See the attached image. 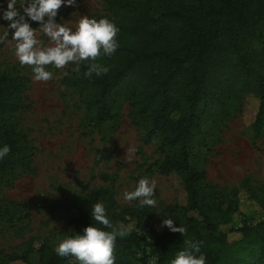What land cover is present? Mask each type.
Returning <instances> with one entry per match:
<instances>
[{"label": "trees", "instance_id": "16d2710c", "mask_svg": "<svg viewBox=\"0 0 264 264\" xmlns=\"http://www.w3.org/2000/svg\"><path fill=\"white\" fill-rule=\"evenodd\" d=\"M101 17L119 29V48L96 61L110 71L87 78L83 73L90 61H85L80 72L72 71L64 82L79 91L92 121L116 120L127 103L129 114L148 124L143 141H160L164 158L159 172L177 174L188 196L180 221L164 218L185 227V236L166 226L157 232L143 221L146 210L139 216L129 209L123 213L106 209L116 226L128 222L126 212L137 217V228L116 239L115 264H132L135 259L149 264L150 256L156 258L155 264H170L185 239L201 242L206 264H264V220L230 227L236 209L231 193L205 182L207 173L193 166L190 148L205 122L228 117L236 103L242 107L248 94L259 98L253 130L256 134L263 130L264 0H108L106 13L97 20ZM27 88L26 77L15 68L0 72V148L10 147L0 159V182L17 168L34 171V145L20 124V115L31 107ZM91 213L84 210L71 220L74 229L69 235L96 224ZM39 251L38 263L25 252L5 254L0 264L19 259L28 264H79L74 257L58 256L48 242Z\"/></svg>", "mask_w": 264, "mask_h": 264}, {"label": "rangeland", "instance_id": "374dc122", "mask_svg": "<svg viewBox=\"0 0 264 264\" xmlns=\"http://www.w3.org/2000/svg\"><path fill=\"white\" fill-rule=\"evenodd\" d=\"M22 2L17 0L16 5L21 14ZM107 2L75 0L73 6H62L55 19L74 28L81 16L97 19L105 14ZM7 4L8 0H0V36L9 33L0 43V72L15 68V73L26 77L31 107L20 115V124L34 145V171L17 168L14 175L0 182V258L26 252L32 263H38L42 244L48 242L55 248L74 229L71 220L84 210L92 211L94 198L105 209L120 213L129 209L140 216L146 210L142 219L157 232L166 217L180 221L187 192L177 174L159 172L164 155L158 149L159 140L143 141L147 122L132 117L127 103L116 120L98 123L87 118L79 91L64 82L63 73H72V63L63 69L50 65L47 70L53 78L35 81L31 67L22 66L14 54V30L8 28L10 21L2 18ZM25 18L37 28V37L48 43L39 31V22ZM242 102L240 109L238 103L233 106L228 117L205 122L190 141L192 164L206 171L205 182L233 197L236 209L230 227L264 220V126L260 134L252 127L259 98L248 94ZM142 177L156 182L154 207L141 208L139 200L124 199V193L134 191ZM125 214V226L136 229L137 217ZM142 232L153 238L150 232ZM148 262L155 264L156 258L150 256ZM9 264L28 263L19 259ZM132 264L141 262L135 259Z\"/></svg>", "mask_w": 264, "mask_h": 264}, {"label": "clouds", "instance_id": "9594fccd", "mask_svg": "<svg viewBox=\"0 0 264 264\" xmlns=\"http://www.w3.org/2000/svg\"><path fill=\"white\" fill-rule=\"evenodd\" d=\"M74 4L75 0H23L19 5L23 9L21 14L16 7L17 0H8L2 18L10 21L8 28L14 30L11 40L15 41V56L22 66L31 67L35 81L47 82L53 78V73L47 70L50 65L56 69H63L72 63L75 65L73 71L79 73L81 63L90 61L83 73L87 78H91L93 74L97 77L106 75L110 71L108 66L96 61L102 54L112 56L119 48L118 27L107 17L97 20L87 15L81 16L74 28L58 23L55 19L58 10L64 5ZM26 16L31 21L39 22V31L47 37L48 43L37 37V28L31 27ZM8 35L7 30L0 36V43L8 39ZM9 152L8 145L0 148V159ZM154 189L155 180L150 182L142 177L134 191L124 193V199L139 200L141 208L154 207L157 203L153 198ZM91 214L96 224H89L82 233L75 232L66 236L59 241L54 251L60 257H74L79 264H115L114 250L117 237L124 238L133 229L123 224L114 225L106 215L102 203H94ZM162 226L182 236L187 232L185 227H177L172 218L164 219ZM200 244L201 242L193 239H185L184 248L175 253L170 264H206V256L201 252Z\"/></svg>", "mask_w": 264, "mask_h": 264}]
</instances>
